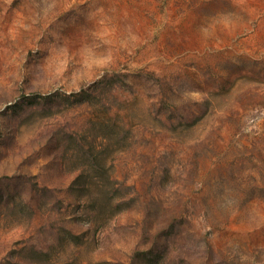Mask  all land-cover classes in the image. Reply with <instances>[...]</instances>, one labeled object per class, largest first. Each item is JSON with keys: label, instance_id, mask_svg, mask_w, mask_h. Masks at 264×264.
<instances>
[{"label": "rangeland", "instance_id": "1", "mask_svg": "<svg viewBox=\"0 0 264 264\" xmlns=\"http://www.w3.org/2000/svg\"><path fill=\"white\" fill-rule=\"evenodd\" d=\"M0 264H264V0H0Z\"/></svg>", "mask_w": 264, "mask_h": 264}]
</instances>
